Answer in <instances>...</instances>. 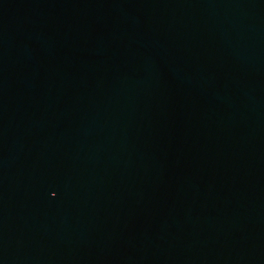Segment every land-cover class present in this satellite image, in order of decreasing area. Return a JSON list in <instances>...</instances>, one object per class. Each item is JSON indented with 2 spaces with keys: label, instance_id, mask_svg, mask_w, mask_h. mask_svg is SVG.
Masks as SVG:
<instances>
[{
  "label": "water",
  "instance_id": "water-1",
  "mask_svg": "<svg viewBox=\"0 0 264 264\" xmlns=\"http://www.w3.org/2000/svg\"><path fill=\"white\" fill-rule=\"evenodd\" d=\"M0 81L165 264H264V0H0Z\"/></svg>",
  "mask_w": 264,
  "mask_h": 264
}]
</instances>
